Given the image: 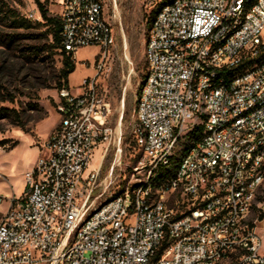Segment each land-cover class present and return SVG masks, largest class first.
I'll return each mask as SVG.
<instances>
[{"label": "built area", "instance_id": "built-area-1", "mask_svg": "<svg viewBox=\"0 0 264 264\" xmlns=\"http://www.w3.org/2000/svg\"><path fill=\"white\" fill-rule=\"evenodd\" d=\"M25 1L32 6L27 20L43 23L39 5L59 20L60 48L73 60L88 46H97L104 58L114 44L104 0ZM158 1L146 0V8L156 10ZM240 1L176 0L154 25L153 78L144 104L151 138L136 169L140 175L149 171L161 155L175 151L176 138L197 124V116L207 115L212 136L200 138L185 166L192 174L177 172L158 183L154 205H145L142 193L127 186L125 199L90 221L84 234H74L76 219L89 217L95 206L99 170L86 172L111 130L94 78L83 80L76 93L62 88L55 105L59 124L45 154L22 175L25 194L11 200L0 220V264H213L228 254L240 264H264V227L258 233L264 209L256 208L254 223L234 237L238 210L263 168L264 64L233 75L231 84L209 82V73H225L264 52V0L238 37L216 47L217 35L236 21ZM194 67H201V75H194ZM196 87H203V97H196ZM200 101H207L208 112H200ZM252 101H259L257 112H247ZM230 117H238V124H230ZM132 135L136 146L133 128ZM173 183L189 186L188 201L163 212L165 200L174 197L164 187ZM143 211H151V219H143ZM242 237H250V246L242 245Z\"/></svg>", "mask_w": 264, "mask_h": 264}, {"label": "rangeland", "instance_id": "rangeland-1", "mask_svg": "<svg viewBox=\"0 0 264 264\" xmlns=\"http://www.w3.org/2000/svg\"><path fill=\"white\" fill-rule=\"evenodd\" d=\"M0 9V108L16 110L23 123L20 126L10 118H0V165L8 169L13 166L12 171L18 173L35 154L27 147L40 148L59 124L55 105L62 58L49 49L51 38L44 35L45 28L25 18L31 4L0 0ZM10 11L17 14L15 23ZM151 11L146 8V0H104V16L112 28L114 44L104 58L97 46L80 48L74 59L75 69L67 80L68 90L76 93L83 80L94 78V90L108 108L105 126L111 130L110 137L97 146L86 172L99 170L91 198L95 208L91 211L133 186L140 177L136 168L141 153L134 144L132 128L135 131L136 100L147 71L144 45L151 27ZM258 201L262 208L264 186ZM5 207H0V217ZM255 209L249 221L254 220ZM258 227V233L263 234L264 223Z\"/></svg>", "mask_w": 264, "mask_h": 264}, {"label": "bare ground", "instance_id": "bare-ground-1", "mask_svg": "<svg viewBox=\"0 0 264 264\" xmlns=\"http://www.w3.org/2000/svg\"><path fill=\"white\" fill-rule=\"evenodd\" d=\"M262 0H241L237 9V19L227 27L222 33H219L216 38V47H223L228 44L232 38L239 36L243 26L246 25L250 18L253 7ZM176 0H160L157 2L158 11L151 24L147 39L144 45V58L146 63L145 79L139 89V95L136 100V124L135 131L138 135L136 148L141 153V159L147 148V141L151 138L149 124L144 116V104L146 103V93L150 80L153 78L152 66V47L150 46L151 36L154 32V25L157 16H163L166 10H172ZM157 10V9H156ZM264 64V52L259 55L251 56L250 59L244 60L243 63H235L230 70L214 71L209 73V82H221L223 84H231L233 75H240L243 70H251V68ZM194 75H201V67H194ZM196 97H203V87H196ZM259 109V101H252L247 105V112H257ZM200 112H208L207 101H200ZM207 123V115L197 116V124H192L184 129L183 136L176 138L175 151L161 155V161L152 164L149 171L141 172V175L136 179V183L131 186V190H139L142 193V201L145 205H154V195L157 194L158 183L167 181L172 175L177 172H182L183 175L192 174V167H185L200 146V138H209L212 136V128H205ZM230 124H238V117H230ZM140 159V161H141ZM139 161V162H140ZM261 176L256 178V186H250L249 195L246 197L243 208L238 210L239 224L234 228V237H241L247 232L250 223L249 215L254 210L264 209V204L260 208L258 198L264 186V152L260 156ZM189 186H183V183H173L164 187V194H174L173 198H168L163 203V212H170L177 206H182V202L188 201ZM125 199V191L121 194L107 200L98 208L89 212V217H81L76 219L74 234H84L87 230L90 221H97L101 213L109 211V208L117 206L119 201ZM261 199V198H260ZM261 201V200H260ZM95 208V207H94ZM143 219H151V211H143ZM242 245L250 246V237H242ZM231 258L234 259L233 264H240L239 257L235 254L221 256L213 262V264H229ZM232 264V263H231Z\"/></svg>", "mask_w": 264, "mask_h": 264}, {"label": "trees", "instance_id": "trees-1", "mask_svg": "<svg viewBox=\"0 0 264 264\" xmlns=\"http://www.w3.org/2000/svg\"><path fill=\"white\" fill-rule=\"evenodd\" d=\"M156 9L157 10L151 11V14H150L152 17L151 24H152V22L155 18V15L158 11V7ZM39 11L41 13L43 23L42 24L37 23V25L38 26L42 25L45 28V31L43 32L44 35L50 36L51 44L48 46L49 49L55 50L59 54V56H61V58H62V68L58 72L60 82L57 86V89L58 90H60L62 88L68 89L67 80H68L69 75L75 69V63H74V60L71 58V55H67L65 53V51L60 48V31H61L60 22L58 19L48 16L47 12L40 5H39ZM10 19H12L13 23H15V21L17 19V14L14 11H10ZM143 81L141 82V84L143 83ZM0 118L1 119L2 118H10L13 121H15L17 123V125L23 126V123H22L21 118H20V114L16 110L7 109V108H0ZM15 146H16V144L12 145L10 150H12ZM164 245H165V243H164Z\"/></svg>", "mask_w": 264, "mask_h": 264}, {"label": "crops", "instance_id": "crops-1", "mask_svg": "<svg viewBox=\"0 0 264 264\" xmlns=\"http://www.w3.org/2000/svg\"><path fill=\"white\" fill-rule=\"evenodd\" d=\"M57 115V113H56ZM58 119L59 116L57 115ZM51 134V133H50ZM49 134V136H50ZM48 136V137H49ZM48 137L46 140L43 142V144L39 147H27L29 149H34L35 154L32 158H30L29 163L18 173L13 172V166H11L9 169L7 167H4L3 165H0V185L3 186V189L0 190V198L2 199L0 207L3 204H6V207L4 210H2V214L0 217V220L2 216L6 213L8 210L11 200H19L24 194H25V184L22 181V175L30 170L35 161L41 156L45 154V142L47 141ZM10 152L6 154H10ZM16 193V194H15ZM2 195V196H1Z\"/></svg>", "mask_w": 264, "mask_h": 264}]
</instances>
